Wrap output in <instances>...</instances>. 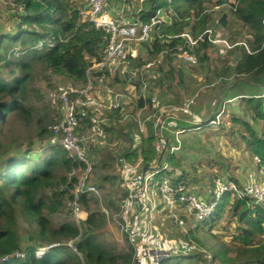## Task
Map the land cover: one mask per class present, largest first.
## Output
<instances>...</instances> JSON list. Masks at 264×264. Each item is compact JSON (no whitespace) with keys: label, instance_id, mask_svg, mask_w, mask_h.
I'll list each match as a JSON object with an SVG mask.
<instances>
[{"label":"trees","instance_id":"16d2710c","mask_svg":"<svg viewBox=\"0 0 264 264\" xmlns=\"http://www.w3.org/2000/svg\"><path fill=\"white\" fill-rule=\"evenodd\" d=\"M16 2L21 5L23 11L18 15L14 32L0 33V49L7 51L11 46L19 44L21 51L27 56L26 59L18 61L2 59L8 65L13 64L19 74L9 79L0 77V123L5 122L12 113L24 119L29 117L30 111L20 99L28 83L32 62L46 64L52 73L70 80L73 86H85V70L92 62L100 59V45H104L107 39L104 30L80 20L78 11L72 10L73 0H16ZM146 2L148 8L137 13V18L143 22H147L157 10L172 13L171 25L158 33L151 42L144 44L146 46L144 51L149 58L163 52L162 63L158 66L160 78L155 82V87L164 85L170 87L175 79L178 78V82L183 80L182 72L173 63L174 49L184 45V39L181 37L183 31L188 29L190 36L196 40L193 52L199 65L209 59L206 49L211 45L208 30L211 16L206 13L205 0H146ZM232 5L235 20L251 33L249 49H243L240 58L233 65H228L227 58L238 49L236 42L233 41L224 53L225 65L213 67L212 71L220 76L226 71L235 76L264 75V0H232ZM222 24L226 25V21L222 20ZM144 56L138 54L128 59L133 65H141ZM117 80L111 78L109 85L113 87ZM121 85L126 87L123 81ZM135 85L137 86V82ZM263 97L264 95L246 99L256 119L264 118ZM133 103L131 114L146 107L148 113H153L156 108L149 99L144 101L138 98ZM108 116L110 118L108 124L103 125L106 134L115 130L114 123L120 117V112L114 110ZM90 118L91 113L87 110V115L83 118L88 124L84 123L86 126L93 124ZM242 123L248 132V135L243 136L248 150L259 156L264 164V139L255 137L245 121ZM51 134L48 127L39 130L41 136ZM135 135L139 144L124 150L122 154L124 162L135 163L141 160L143 166L150 167L153 162L162 160L165 154L162 155V151L156 147L152 126L148 125L145 132L136 131ZM95 149L93 147L91 151ZM166 162L169 170H161L159 176L174 174L181 166L180 158L174 154H169ZM83 166L84 163L69 157L59 143L49 144L46 153L38 158V162L16 154L0 158V264H131L132 250L116 254L96 239V230L105 224V219L99 211H92L88 194L82 193L78 201V204L88 212L82 223V230L70 221L54 227L45 215V212L52 215L59 211L67 194L71 199L70 192L77 180L70 175L71 169ZM108 178L110 177H105ZM178 178H187V181L193 182V179H189L183 173ZM212 183L213 180L210 184ZM235 184L238 185L236 182ZM229 200L232 214L237 217L239 224L237 232L230 241L222 242L217 240L211 231H205L207 238L210 239L209 242L206 241L202 232L197 230L205 225L210 228L216 227ZM18 215L29 225L34 224L31 231H28L30 243H25L24 246L21 245L17 234ZM188 221L191 228L184 237L192 241L190 243L205 248L219 264H264V204H256L250 197L232 196L227 191L209 218ZM68 240H72L73 248L67 244ZM54 243L59 244L49 246ZM215 244L217 246H214ZM39 249H43L41 257L35 254ZM160 264H180V258L173 262V258L167 256L160 260Z\"/></svg>","mask_w":264,"mask_h":264},{"label":"rangeland","instance_id":"374dc122","mask_svg":"<svg viewBox=\"0 0 264 264\" xmlns=\"http://www.w3.org/2000/svg\"><path fill=\"white\" fill-rule=\"evenodd\" d=\"M204 3L206 13L211 16L208 26L212 32L214 30L220 36L215 39V46L210 45L206 49L209 59L201 65L197 62L194 67H186L175 57L173 63L183 74L182 82H178L177 78L171 82L170 87L156 86L158 106L154 108L153 113H148L146 107L139 114H131L132 108H127L126 111L130 116L125 121H115V130L106 134L104 142L98 149L88 153V158L94 165L90 181L97 187V192L89 195L92 211L100 212L102 207L113 213L118 210V201L121 198L119 174L124 165L122 154L124 150L139 144L135 133L140 131L141 127L145 132L148 125L152 126L158 149L162 151L165 146L167 149L173 146L177 148L174 150V155L180 158L181 166L173 175L183 173L189 179H193L190 183H193L201 194L209 193L210 183L217 176L227 178L234 184L236 182L239 186L243 185L251 172L257 177L260 176L258 172L260 164L254 162V156L257 155L248 150L246 140L243 138L248 132L242 121L252 129L255 137L264 139V118L256 119L246 102L247 98L261 97L262 93L244 82L249 79L248 77L235 76L230 71L220 76L212 71L213 67L220 66L218 60L222 57L221 53L223 55L226 51L225 42L229 45L233 41L239 42L244 49L246 45L249 47L251 33L235 20L232 0H205ZM111 4L112 9H119L122 1L113 0ZM127 4L123 6V15L135 18L138 17L137 13L141 9H147L149 6L146 0H128ZM83 5L84 0H73V10L78 11ZM22 11L21 5L16 0H0V33L14 32L18 15ZM222 20L226 21V25L222 24ZM241 47L239 46L227 58L228 65H233L240 58L243 50ZM16 48L21 51L19 44L11 46L7 51L0 49V77L3 79L19 74L17 68L13 64H6L3 58L12 61L26 59L27 54L24 51L16 57L13 56L12 51ZM145 48L146 46L142 44L135 51L143 52ZM29 73L25 92L20 99L29 109V117L24 119L12 113L5 122L0 123V158L16 154L38 162V158L46 153L49 144L58 143L57 138L52 134L39 135V130L42 127L49 129L61 112L59 106L49 102V94L74 86L70 80L52 73L46 64L41 62H32ZM232 82L236 85L230 88L232 91L223 88L222 85ZM97 86L100 93L106 92L102 90L105 88L103 84ZM237 118L239 120L236 121ZM160 125L162 139L158 138L156 132ZM165 157L166 155L163 156L162 161ZM107 176L110 178L105 179ZM46 193L48 194L49 191ZM70 201L67 194L59 211L52 215L45 212V215L54 227L70 221L82 230L84 220L79 219L76 222L69 208ZM80 207L87 216L88 212L85 208L81 205ZM141 208L142 210H138L137 213L134 237L126 236L116 222L107 223L105 220V224L96 230V239L116 254L132 250V262L141 258L145 254L144 250L150 253L151 249L156 248L157 251H161V259L170 256L175 262L180 258V264H219L205 248L190 243L192 241L184 237V234L190 230V225L178 227L170 222L164 212L150 211L147 207ZM16 223L21 245L29 244L28 231H31L34 224L29 225L19 215ZM238 225L229 200L216 227L210 228L205 225L197 231H201L208 242L210 239L207 238L205 231H211L219 241L228 242L237 232ZM70 241L72 240H68L67 244ZM149 263L150 258H147L144 264Z\"/></svg>","mask_w":264,"mask_h":264},{"label":"built area","instance_id":"2783aa9c","mask_svg":"<svg viewBox=\"0 0 264 264\" xmlns=\"http://www.w3.org/2000/svg\"><path fill=\"white\" fill-rule=\"evenodd\" d=\"M113 0H84V5L78 8L82 21L91 23L95 28L104 30L107 39L104 45H100V59L92 62L85 70V86H74L59 92L49 94V102L56 104L61 109L58 119L49 126V130L57 138L59 145L67 151L69 157L84 163L83 167H72L70 175L76 177V183L70 192L71 201L69 208L76 222L85 220L86 213L78 204L80 195H88L97 192V187L90 181L93 163L88 158V153L93 147H98L104 142L106 132L103 125L108 124L111 111L119 110L120 120L125 121L130 114L127 108L134 107V100L149 99L153 106L158 105L155 95V80L158 77V66L162 63L163 52L156 57L149 58L146 52H137L139 45L151 42L158 33L167 29L172 22V13L165 10H157L147 22L133 16L123 15V6L128 5V0H121V7L113 10ZM73 10V7H72ZM184 45L177 46L173 55L183 64L195 66L197 58L193 52L196 40L185 30L181 33ZM21 51L13 49V56H18ZM145 55L141 65H133L128 57ZM96 73V74H95ZM117 78L111 87L110 79ZM126 83L122 87L121 82ZM137 82V86L135 83ZM96 83V84H95ZM98 84H103L105 93H100ZM87 110L91 113V126H86L84 117ZM103 111L99 113V111ZM141 111V110H140ZM140 111L136 113L139 114ZM214 122V121H213ZM85 123V124H84ZM162 124V122H161ZM88 125V124H87ZM143 128H140V132ZM158 138L161 137V125L157 128ZM176 147L162 150L166 155L174 154ZM165 160L153 162L143 171L141 160L135 163L124 162L119 174L121 198L118 201V210L112 212L104 207L100 213L109 222H116L125 235L131 238L137 222L138 210L147 207L150 211L164 212L170 222L178 227H185L189 219L202 221L209 218L218 205L225 192L236 197H250L251 201L264 204V165L260 158L254 156V162L260 164L258 170L260 176L253 172L248 174V179L242 186L234 184L231 180L217 176L213 179L209 193L201 194L193 183L186 178H178L176 175L159 176L161 170H169ZM134 237V236H133ZM54 243L49 246H55ZM72 247V241H70ZM145 254L131 264H144L150 258L149 264H160L161 251L156 248ZM23 256L21 253H16ZM41 257L43 249L35 252ZM166 255V254H165Z\"/></svg>","mask_w":264,"mask_h":264},{"label":"crops","instance_id":"0c3cea01","mask_svg":"<svg viewBox=\"0 0 264 264\" xmlns=\"http://www.w3.org/2000/svg\"><path fill=\"white\" fill-rule=\"evenodd\" d=\"M114 10V9H113ZM208 30H209V37H210V39H211V45L212 46H215L216 45V41H215V39H217V38H219L220 36L219 35H217L216 33H215V31L213 30V32L211 31V28H208ZM221 44L223 45V40L221 41ZM232 44V43H231ZM230 44V45H231ZM227 42H225V50H227L228 49V47L230 46ZM236 45L239 47H241V45H240V43L239 42H236ZM242 48V47H241ZM246 49H249V47H248V45H246V47H245ZM244 48V49H245ZM243 49V48H242ZM226 52V51H225ZM224 52V53H225ZM208 54V53H207ZM220 56H222V57H220V59L218 60L219 62H220V66L219 67H222L223 65H225V60H224V54L222 55V53H221V55ZM176 57V56H175ZM177 58V57H176ZM178 59V58H177ZM179 60V59H178ZM180 61V60H179ZM181 62V61H180ZM198 62V61H197ZM182 63V62H181ZM181 65H185V64H181ZM185 66H187V65H185ZM196 66V65H195ZM241 76H244V77H248V76H245V75H241ZM158 78H160V72H159V74H158V77H157V79ZM249 79L247 80H245L244 82L246 83V84H248L249 86H251V87H253V88H255L256 90H258V91H260L262 94V96L264 95V75H261V76H258V77H248ZM157 79L155 80V82H157ZM238 81V80H237ZM242 82H243V80H242ZM223 86V88H226L227 90H229V91H232V89H230V88H233V87H235L236 85H235V82H232V84L230 83V84H228V83H225L224 85H222ZM222 91V90H221ZM158 106V105H157ZM177 176H179V175H177ZM245 182V181H244ZM243 182V183H244Z\"/></svg>","mask_w":264,"mask_h":264},{"label":"water","instance_id":"95a60500","mask_svg":"<svg viewBox=\"0 0 264 264\" xmlns=\"http://www.w3.org/2000/svg\"><path fill=\"white\" fill-rule=\"evenodd\" d=\"M147 169V166H143V171ZM70 246V244H68Z\"/></svg>","mask_w":264,"mask_h":264}]
</instances>
